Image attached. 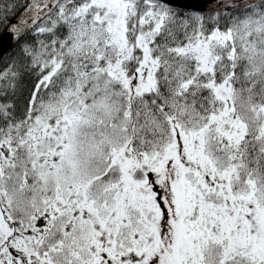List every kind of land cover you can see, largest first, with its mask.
I'll list each match as a JSON object with an SVG mask.
<instances>
[{
	"label": "snow or ice",
	"instance_id": "snow-or-ice-1",
	"mask_svg": "<svg viewBox=\"0 0 264 264\" xmlns=\"http://www.w3.org/2000/svg\"><path fill=\"white\" fill-rule=\"evenodd\" d=\"M0 264H264V0H0Z\"/></svg>",
	"mask_w": 264,
	"mask_h": 264
},
{
	"label": "water",
	"instance_id": "water-1",
	"mask_svg": "<svg viewBox=\"0 0 264 264\" xmlns=\"http://www.w3.org/2000/svg\"><path fill=\"white\" fill-rule=\"evenodd\" d=\"M179 2L187 4H199L202 3V0H179Z\"/></svg>",
	"mask_w": 264,
	"mask_h": 264
}]
</instances>
